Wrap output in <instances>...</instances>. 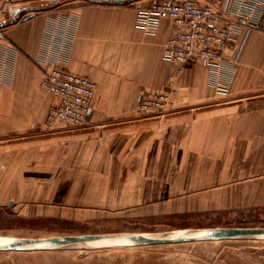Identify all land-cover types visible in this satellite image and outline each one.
Here are the masks:
<instances>
[{
  "label": "crops",
  "instance_id": "obj_1",
  "mask_svg": "<svg viewBox=\"0 0 264 264\" xmlns=\"http://www.w3.org/2000/svg\"><path fill=\"white\" fill-rule=\"evenodd\" d=\"M38 1L45 0H0V20L10 19L9 8ZM115 1L61 0L55 8L29 10L3 26L0 185L6 182L4 169L12 166L4 156L35 151L43 145L44 130L62 125L45 121L56 98L41 88L39 59L44 57L59 59L60 65L95 81L89 113L94 127L83 135L115 150L124 143L131 151L176 152L185 161L209 160L211 167L221 162L263 172L264 30L230 39L222 73L213 79L200 62L179 68L163 57L164 44L177 29L170 20L160 19L153 31L136 25L137 6L154 0ZM148 90L169 94L165 113L134 110ZM5 198L0 193V201Z\"/></svg>",
  "mask_w": 264,
  "mask_h": 264
},
{
  "label": "rangeland",
  "instance_id": "obj_2",
  "mask_svg": "<svg viewBox=\"0 0 264 264\" xmlns=\"http://www.w3.org/2000/svg\"><path fill=\"white\" fill-rule=\"evenodd\" d=\"M60 1L24 4L19 14L55 8ZM59 122V130L42 132L43 145L35 151L4 156L12 166L4 169L0 185L7 196L0 201V237L264 226V171L221 162L211 167L209 160L131 151L124 143L115 150L83 135L94 127L91 122L78 128ZM0 264H264V235L0 250Z\"/></svg>",
  "mask_w": 264,
  "mask_h": 264
},
{
  "label": "built area",
  "instance_id": "obj_3",
  "mask_svg": "<svg viewBox=\"0 0 264 264\" xmlns=\"http://www.w3.org/2000/svg\"><path fill=\"white\" fill-rule=\"evenodd\" d=\"M12 9L10 15L17 20L19 7ZM162 18L177 27L164 44L163 57L177 63L179 68L200 62L209 76L217 79L224 67L228 41L239 33L245 37L253 29L264 30V0H213L210 3L154 0L137 6L136 25L140 28L153 31ZM237 55L238 52L234 60ZM39 60L43 73L41 88L56 98L47 110L46 124L61 121L76 128L89 124L95 81L60 65L59 59ZM169 105L168 93L148 90L137 99L134 110L139 114L159 115L165 113Z\"/></svg>",
  "mask_w": 264,
  "mask_h": 264
},
{
  "label": "water",
  "instance_id": "obj_4",
  "mask_svg": "<svg viewBox=\"0 0 264 264\" xmlns=\"http://www.w3.org/2000/svg\"><path fill=\"white\" fill-rule=\"evenodd\" d=\"M121 0H116L118 2ZM10 12L13 11L9 8ZM16 21V18L1 19L0 27ZM178 232L177 234H174ZM264 235V226H213L206 228H186L175 232L152 234L134 231L59 234L45 237H11L0 239V250L50 249L75 243L98 240H125L136 245L178 243L186 241L222 240L243 236Z\"/></svg>",
  "mask_w": 264,
  "mask_h": 264
},
{
  "label": "bare ground",
  "instance_id": "obj_5",
  "mask_svg": "<svg viewBox=\"0 0 264 264\" xmlns=\"http://www.w3.org/2000/svg\"><path fill=\"white\" fill-rule=\"evenodd\" d=\"M178 232H176V233H174V234H177ZM5 239H10V238H6V237H4ZM0 239H3L2 237H0ZM1 241V240H0ZM90 243H94V244H108V243H127V241H125V240H119V239H116V240H98V241H93V242H90ZM78 244H80V243H78Z\"/></svg>",
  "mask_w": 264,
  "mask_h": 264
},
{
  "label": "trees",
  "instance_id": "obj_6",
  "mask_svg": "<svg viewBox=\"0 0 264 264\" xmlns=\"http://www.w3.org/2000/svg\"><path fill=\"white\" fill-rule=\"evenodd\" d=\"M118 2L125 3V2H123V1H118Z\"/></svg>",
  "mask_w": 264,
  "mask_h": 264
}]
</instances>
